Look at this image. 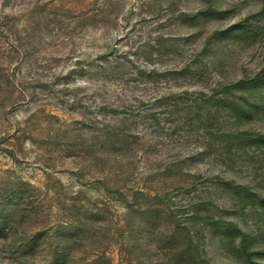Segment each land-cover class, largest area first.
<instances>
[{
  "label": "rangeland",
  "instance_id": "rangeland-1",
  "mask_svg": "<svg viewBox=\"0 0 264 264\" xmlns=\"http://www.w3.org/2000/svg\"><path fill=\"white\" fill-rule=\"evenodd\" d=\"M0 264H264V0H0Z\"/></svg>",
  "mask_w": 264,
  "mask_h": 264
}]
</instances>
